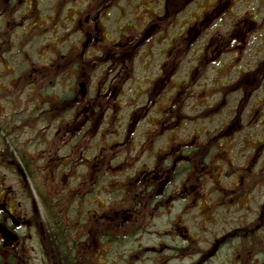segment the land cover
<instances>
[{
	"label": "rangeland",
	"instance_id": "obj_1",
	"mask_svg": "<svg viewBox=\"0 0 264 264\" xmlns=\"http://www.w3.org/2000/svg\"><path fill=\"white\" fill-rule=\"evenodd\" d=\"M89 1L92 3V0H82V4L78 8L84 9ZM159 1L114 0L112 5L116 4V7L110 9V15L103 21L108 25L110 35L108 39L110 43L104 50L95 45L93 32L88 44L84 45L88 32L85 29L87 26L81 25L78 28L68 21L64 22L65 15L51 10L54 0H38L39 10H35L33 6V9L25 13L24 10H17L10 14V10H5V6L0 5V10L3 9L1 10L3 12H0V74H13L14 79L7 84L11 87H6V85L5 87L12 89L11 93L15 92L14 90L19 86L20 88L29 87L30 79L25 74L34 72L35 75H39L35 71L40 69L44 72L43 74L51 76L46 80V87H48L46 115L35 114L29 120L22 122L17 119L16 126L10 123L11 127L16 128L21 124L25 125L27 136L29 133L31 134V141L26 142V146L30 147L32 162L37 168V173L33 171L34 178L32 180L25 176L26 180L31 182L30 186L21 174L14 172V168L12 169V164L8 160H4L2 163L4 168L0 170V173L3 175V179L0 178V182L4 190H11L8 203H13L16 212L15 219L18 220L17 216H20L21 224L30 220L31 226V229H17V232L19 231L18 239L10 248L0 245V258L1 262H4L3 264L7 263L9 256L12 257L15 264H25V261H22L26 249L23 240L30 238L28 234L30 231L34 232L33 238L39 242V220L35 222L33 216L42 215L45 218L42 204L45 206L47 204L49 207L51 205L50 208L48 207L49 210L55 205L60 206L56 211L61 214L59 217L61 222H58L59 224L57 221L52 222L55 226L63 225V228H66L68 240H72L71 245L72 242L83 239L86 232L89 231L88 224L86 222L82 231L79 229L82 223L78 226V222L74 221L76 213L73 212L71 200L79 192L75 191V185H85L87 179L92 176L91 164L84 158L88 159L93 155H99V147L106 146L107 148L102 150V155H107L112 159V167L115 168H113L110 178H112L113 184L117 180H129L142 162L149 156L154 157V150L163 146L167 141H177L180 143L181 149L184 150L185 147L181 144L185 143L189 136H191V141L186 144L191 146L192 150L201 148L202 152L206 153L204 173H207V176L202 184L203 188L207 184L204 188L207 194L211 192V188L208 186L211 183L209 180L214 186L222 185L229 189L236 186V191L244 193L245 199L236 202L237 198H235L234 203L245 206L240 212L230 209L226 212V220L221 219L215 224L211 223V226L207 225L209 228H206L201 217L211 222L212 219L209 216H204L207 211L214 210V216H219V212L224 209L222 206L224 202L230 206L234 204L231 203V198L229 199L228 195L220 198L215 194L211 195L212 197L208 196L207 203L202 204L203 207L200 211V206L198 207L193 201L190 203L180 196L174 205L161 210L157 219L139 224L142 231L174 232V237L166 240L167 245L171 247L170 250L177 247L176 250L171 251L170 256L168 254L158 255L159 261L152 260L151 264H155V262H159L158 264H189L193 261L191 253L183 246L184 231H190L195 237L197 246L194 247L197 248V251L203 248L206 252L219 244L221 240L226 241L225 236L228 237L237 230L248 229L247 221L251 220H255L253 223L256 232L254 239L257 242L255 251L264 250V145L259 144L260 141H264V64L258 69L259 65L264 63V0H186L185 6V0H180L176 4L175 0H172L167 3L166 9L159 5ZM229 8L232 10H228L224 14V10ZM55 10L60 9L55 7ZM59 15L62 17L60 18ZM135 15L141 18H135ZM82 16H79L81 20ZM119 16H122L123 19ZM147 17L160 23V19H162V24L169 21L171 33H175L173 38L182 33L181 42L177 41L176 46H168V43L163 41L164 38H160V34L155 33V30L145 32L141 22ZM199 17L201 24L199 30L194 25H186V22ZM115 18L118 19V22L115 21ZM126 19L132 21L135 29L123 26L124 32L130 40H128L127 57L121 58L120 54L117 55V52L120 51L118 45L113 43L119 33L117 32L118 36L115 35L116 37L112 38L114 36L112 29L115 26L118 28L122 23L125 24ZM151 23L153 24L152 20ZM189 27L191 29L188 31ZM10 30H12V34L9 35ZM145 34L152 35L145 36ZM163 35L167 38L171 34L168 31ZM139 36L143 38L141 43H137L140 39ZM9 38L14 47L12 49L13 58H8V55L3 54ZM194 40L196 41L194 42ZM48 42L55 45L58 42V46H50ZM143 42L147 47L143 45ZM81 46H84L86 50H83ZM107 48H110L108 51L110 58L105 60L104 55ZM203 49L204 52L201 54L200 51ZM165 51L168 54L162 55V52ZM26 55L30 58L26 59ZM99 56L101 60H99ZM80 57H82L81 70L84 71L75 73L73 78L74 83H77L81 80L78 74H83L81 78L85 81L81 82H85L87 87L90 86L89 92L84 96L86 100L83 103L87 102V98L90 103L97 102L99 95L95 96L96 91L105 90L106 85L102 83L109 74L112 77L118 76L121 81L118 86L122 82L124 85L122 88H117V91L121 93L118 101L119 106H116V109H113L110 114L107 112L104 118L105 126L103 125L102 128L107 129L105 135L99 138L92 137L93 142H88L86 137H77L78 141L66 142L69 138L62 136L61 133L63 130L61 124L64 123L65 114L57 117L62 107L59 106L54 111L52 108L55 103H58L57 93H61L59 88L65 86L64 92H68L66 88L68 83L64 82L62 78L74 74L73 60L74 58L81 60ZM195 57L197 61H195ZM7 65H11L13 70L7 69ZM90 66L93 67L89 70ZM34 67L37 69L31 70ZM231 67L233 68L231 69ZM189 69L193 71L192 74H186ZM244 71L248 73L246 76L250 81L245 83L246 86L234 91V87L230 86V83L243 76ZM55 74L60 75L57 78ZM103 74L104 76H102ZM111 79L115 83V78ZM44 82L45 79L42 78L38 80L37 84L35 82L34 86H43ZM97 82L102 85L96 86ZM173 89L175 90L173 91ZM0 91L7 92L3 88ZM243 91L249 92V96L240 105L244 96ZM3 95L1 94V96ZM29 95L27 101H24L23 98L21 101L24 104L31 102L34 105V99L38 98L39 100V93L32 88ZM70 95L75 96V94ZM18 96L19 94L16 95V98ZM132 96L134 100L129 99L133 98ZM5 97L12 98L14 96L7 95ZM77 97L78 102L81 103L83 96L78 94ZM72 103L75 105L76 102L70 99L66 101V104H63V107L66 108ZM0 104L2 105V102ZM1 111L0 113H3ZM63 113L67 112L63 111ZM170 113L175 114L174 118L181 120L171 121V116H168ZM156 118H162V120L155 122ZM109 119L113 120L118 131L113 130L112 123L109 125ZM161 121L163 122L159 123ZM223 125L228 127L229 132L227 131L225 137L218 136L214 139L212 131ZM9 129L10 127H6L7 131ZM210 132H212L209 136L211 141L207 144V136ZM223 138H228V140ZM40 140L43 141L40 142ZM220 141L223 142L222 146H220ZM190 142L191 144H189ZM116 143L121 146L114 145ZM72 144L76 145L72 146ZM117 147L119 149H116ZM211 147H216L214 155ZM43 156H47L46 162H44ZM211 157L214 160L210 162ZM221 158L224 165L228 163L226 161L228 159L236 167L238 171L234 179L236 185H229L232 180L230 181L228 173L221 174L223 175L222 179L217 181V177L221 173V165L218 164ZM56 161L60 163V168L63 167L59 174L54 173ZM41 165L42 167H40ZM41 171L46 173L40 175L38 172ZM10 172H14L15 176ZM178 177L180 180H177L176 184L183 179V177ZM116 185L117 182L112 187H116ZM248 185H253V189L246 191ZM36 190L39 191L41 197ZM228 191L227 193L231 194ZM15 192L18 193L20 199ZM57 194L63 195V198L68 202L65 203L64 200L54 202ZM199 197L197 194L194 199H199ZM28 198L32 199L28 201ZM15 199L18 200V206L15 205ZM211 200L214 201L213 207ZM75 225L78 226V232ZM255 228L257 229L255 230ZM115 229L119 230L118 227ZM126 230L128 236L137 231L128 225ZM23 231L26 232V235ZM145 236L142 238L138 236L134 242L128 241L126 245L128 252L131 253L129 249H134L139 242L142 244L153 242V238ZM154 236L156 237V235L152 237ZM160 236L162 234L159 235V238ZM244 240L246 238L239 239L240 247L234 254L242 253ZM20 246L21 248H19ZM226 253L228 252L225 246L218 251L219 255ZM70 256L73 258L72 255ZM168 256L172 260L169 261ZM86 257L83 264H88ZM73 263H75V259ZM79 263L82 264V261L80 260ZM236 263L241 264L240 262ZM247 264H264V256L257 254L255 262L249 261Z\"/></svg>",
	"mask_w": 264,
	"mask_h": 264
},
{
	"label": "flooded vegetation",
	"instance_id": "obj_2",
	"mask_svg": "<svg viewBox=\"0 0 264 264\" xmlns=\"http://www.w3.org/2000/svg\"><path fill=\"white\" fill-rule=\"evenodd\" d=\"M81 1L82 0H57L55 2L54 0L51 5V10L55 11L56 13H61L63 16L65 15L64 17L66 19L64 22L68 21L69 23L75 25V27L79 28L81 25H86L87 28L85 29H87L88 32L86 33V42L84 45L88 44L91 33L93 32L95 34V45L104 50L108 46V43H110L108 40L110 35L108 25H106L103 21L108 18L110 15V9L116 7V4L112 5L114 0H92V3L89 1L84 9H80L78 6L82 4ZM170 1L172 0H160L159 5L166 9V5ZM178 2H180V0H175V4ZM185 2L186 0L184 1V6ZM0 5L5 6V10H10V14L17 10H24V13L28 12L30 9H33V6L35 10H39L40 8L38 0H0ZM55 7L59 8L60 10H55ZM1 10L0 12H3ZM81 11L82 13L80 14ZM80 15H83L82 20L79 18ZM119 15H121V13H119ZM59 17L61 18L62 16L59 15ZM119 17L123 19L122 16ZM136 17L137 15H135V18ZM137 18L141 17L138 16ZM151 20L153 21V24L151 23ZM80 21H82V23H80ZM115 21L118 22V19L115 18ZM160 21L161 23L159 21L150 19V17H147V19H142L141 23L145 32H152L155 30V33H160V36L164 37L163 33L170 31L171 25H168L169 21L165 24H162V19H160ZM124 22L125 24L122 23L120 26L118 25V28L115 26L112 29L114 33L112 38H115L119 35L118 38H115L113 43L118 45L120 51L119 53L117 52V55L120 54L121 58L127 57V48H129L128 40H130L124 32L123 26H125V28L130 27L135 29L131 20L126 19ZM190 25H194L196 29L199 30L197 28L199 25L198 22L191 23L188 26ZM159 27L161 28L159 29ZM190 29L191 28L189 27L188 31ZM105 31L106 33L104 34ZM117 32L119 33L118 35L116 34ZM10 34H12V30L9 31V35ZM152 34H145V36H150ZM29 36L31 35L29 34ZM139 38V42L137 43H141V40H143L142 37L139 36ZM178 42H181L180 38H178ZM143 45L147 47L145 42H143ZM151 46H153V44H151ZM168 46H176L175 40H170ZM153 47L158 48L157 46ZM13 48V44L9 38L8 44L3 54L8 55V58H13ZM81 48L86 50L84 46H81ZM124 49L126 50L123 53ZM106 50L107 51L104 55L105 60L110 58V54L108 52L110 48H107ZM167 51L169 52L168 48ZM167 51L162 52V55H165L164 53L168 54ZM203 52L204 49L202 50V53ZM112 55L114 54L112 53ZM100 56L99 60H101ZM27 57L29 56L26 55L25 58L27 59ZM80 59L81 60H77L74 58L73 60L72 69L74 74L68 75L67 78H62L69 80L67 93L75 94V96H71V99L76 102L75 105L72 103L64 108L63 104H66V101H58V103H55L52 108L54 111L55 109H58L59 106L62 107L57 117L65 114L64 123L61 124L63 127L61 133L62 136H67L69 138V140L66 142L78 141L77 137H86L88 142H93L92 139L97 137V128L103 127V125L105 126L103 123L106 113L108 112L110 114L113 109H116V106H119L118 101L120 99L121 93L120 91H117V88H122L124 85V82H122L121 85L118 86L121 82L118 76L112 77L111 74H109L102 83L103 85H106L105 90H102L101 92L98 90L96 91L95 96L99 95L97 102L90 103L89 99L87 98V102L83 103L86 100L84 96L89 92L90 86L87 87L85 82H81L85 81L81 78L83 74H78L81 80H79L77 83H74L75 81L73 78L75 73H81L84 71L81 70L82 57H80ZM92 67L93 66H90L89 70L92 69ZM7 69L13 70L11 65H7ZM36 69L37 68L35 67L31 68V70L34 71ZM35 73L39 75H35L34 72L25 74L30 79L28 82L29 87L20 88L19 86V88L14 90L15 92L13 93L10 92L12 89L6 88L11 87L7 84L8 82L14 80L13 74H0V90L1 88H3V90H7L5 93L0 91V103L2 102V105L0 104V111L1 108H3L1 111L3 113H0V170L4 168L2 166L3 161L8 160V162L12 164V169L14 168V172L21 174L23 178L26 176L31 180L34 178L33 171L37 173V168L32 162L30 147L26 146V142L31 141V134L29 133L27 136L25 131L26 128L24 127L25 125L23 126L21 124V126L16 128L11 127L10 123L14 124L13 126H16L15 123L17 119L22 122L27 121V119L29 120L31 116L35 114L42 116L46 115V111L48 109V105L46 103V91L48 88L46 87V80L51 76L49 74H43L44 72H42L41 69L35 71ZM187 74H190V72ZM59 75L60 74H55L57 78ZM102 76H104V74ZM42 78L45 79L44 85L37 87L34 86V83L36 82L37 84L38 80H41ZM111 78H115V83L112 82ZM101 85L98 82L96 83V86L98 87ZM64 87L59 88L61 94H64ZM76 87H78V89H76ZM32 88L39 93V100L38 98H35L34 105H32L31 102L24 104L21 99L23 98L24 101H27V99L30 97L29 93L32 91ZM1 94L4 95L1 96ZM17 94H19V96L16 98ZM78 94L83 96V99H81L83 101L81 103L78 102ZM7 95H13L14 97H5ZM92 97L94 98V96ZM63 111H66L67 113H63ZM163 121L159 123H162ZM108 123L111 125L113 120L109 119ZM3 126H5V129H3ZM6 127H10L9 131L6 130ZM99 130H101V128ZM100 136L102 137L103 135H98V138ZM42 141L43 140H40V142ZM189 141H191V136H189V139H187L185 143L181 144L185 147L184 150L181 149L180 143L176 141H167L163 146L157 147L153 152V155H155L154 157L149 156V158L144 160V162H142V164L133 173L129 180L115 181L117 182L116 187H112L115 182L112 184V178H110L112 171L114 170L113 168H115L112 167V159L107 155H102V150H105L107 147H99V155H93L88 159L84 158L91 164L92 176L87 179L85 185H75V191H79L76 194L78 198L72 201V209L73 212L76 213V219L74 221L76 223L78 222V226L82 223V225L79 227L81 231L85 228L84 225H86L87 222V229L89 231L86 232L83 239H78L77 241L72 242V245L66 247L61 246L58 235L59 231L63 229V225L55 226L52 222L57 221V224H59L58 222H61L58 219V212L56 211V209L60 206L55 205L49 210V206L47 204L46 206L43 205L42 200L40 199L44 209L43 213L45 218H43L42 215L39 217L37 215L33 216L35 222L36 220H39V242L33 238L34 232L29 231L28 234L30 238H25L23 240L26 249L24 251V258L22 261H25V264H80L79 261L81 260L83 264L85 256H87L86 258L88 264H151L152 260L159 261L158 255H167V253L163 251L167 250L168 252L171 249V247H169L167 243L164 244L161 239L173 238L174 232L164 231L160 233L157 231L152 232L148 230H140L130 233L132 234V236H130L132 240L136 239L138 236L142 238L141 234L144 233V235L153 238L154 243L152 242L150 244L143 243L136 245L134 251L131 252V257L129 258V252L125 245V240L128 238L126 230L127 225L133 227L134 229H140L138 224L143 222H152L153 220L157 219L160 216L161 210L174 205L180 196H183L190 203L192 201L195 204L197 203L200 206V211L202 209L201 207H203L202 204L207 203L208 196L212 197L211 195L215 194L216 197L220 198L222 196L226 197L228 195L229 199L231 198V203H233L235 198L238 197L236 193V186L232 188L230 187L231 189L222 185L214 186L210 180L209 182L211 183L208 186H210L211 192L213 194L206 197L207 191L204 188L207 186V184H205V187L203 188V185L197 183L199 179L198 177H195L196 175H193L195 179H192L193 169L191 167V159L189 157L192 147L186 144ZM206 143L208 144V140ZM189 144H191V142ZM74 145L76 144H72V146ZM114 145H117L118 147L121 146L118 143ZM118 147L116 149H119ZM154 153L157 154V157ZM46 158L47 156H43L44 162L47 161ZM204 166L205 165L200 166V177H202L201 174L204 171ZM40 167H42V165ZM60 167V163L56 161L54 173L59 174V171L63 168ZM177 169L180 171L183 170V172L176 174ZM227 170L231 173L229 174V177L231 178L230 181L232 180L229 185H236L234 183V179L236 178V173L238 171L235 173V169H230L229 167ZM14 172L10 173L15 176ZM38 173L41 175L42 173L44 174L46 172L41 171ZM178 176L183 177V179L181 180L182 182L180 181L176 184V181L180 180ZM222 177L223 176L219 174L217 181H220ZM0 178L3 179V175L1 173ZM27 182L31 186V182L29 180ZM252 187L253 185H248L249 189H252ZM200 188H203L201 189L202 194L199 193ZM36 191L39 194V191ZM227 191L231 194H228ZM10 192L11 190H4L0 182V245H2L4 248H10L12 244L17 241L19 236V231L17 232V229H31L30 220L24 224H21L19 221L20 216H17L18 220L15 219L16 212L13 203H8ZM15 193L19 198L18 193ZM197 194L200 196L199 201H197L198 199H194L195 195ZM30 199L32 198H28V201ZM44 199L43 201L46 200ZM15 200V205L18 206V200ZM212 200L211 205L214 206V201L212 202ZM57 201L62 202L61 199H57L56 202ZM222 206L224 207L222 220H226V212H228L233 206H236V204L230 206L227 202H224ZM204 216L211 217L210 215ZM206 220L207 219L204 220V218L201 217L204 227L209 228L208 226H211V223H214V220L212 219L211 223ZM254 221L255 220L247 221L248 229L245 228L237 230L230 236H225V238H227L226 241L221 240L219 244H216L206 252H204L203 248L200 251H197V248L194 247L197 246L195 237L190 231H184L185 235L182 236L183 245L185 249L191 253V259L193 260L189 264H238L236 262L247 264L249 261L255 262V257L257 254L264 256V250L260 252L255 251L257 242L254 239L256 234L253 226ZM78 226L75 225V228L78 229ZM116 227H118L119 230H116ZM256 229L257 228H255V230ZM23 233L26 235V232L23 231ZM204 233L207 234L208 232ZM160 234H162V236L159 238ZM153 235H156V237H152ZM240 238H246V240H244L242 243L243 251L242 253L234 254L236 249L240 247ZM224 246L228 253L219 255L218 251ZM19 248H21V246ZM176 248L177 247H174L172 250H176ZM64 254H67L68 256L65 258L63 256ZM140 254L142 258H138ZM70 255H72L73 258H71ZM168 255L170 256V254ZM74 259L75 263H73ZM197 259L199 260L197 261ZM170 260L172 259H169V261ZM1 261L2 259L0 258V264L2 263ZM158 263L155 262V264ZM5 264L15 263L12 257L9 256L7 257V263Z\"/></svg>",
	"mask_w": 264,
	"mask_h": 264
},
{
	"label": "trees",
	"instance_id": "obj_3",
	"mask_svg": "<svg viewBox=\"0 0 264 264\" xmlns=\"http://www.w3.org/2000/svg\"><path fill=\"white\" fill-rule=\"evenodd\" d=\"M48 44L50 45V46H52L53 44H51V42H48ZM263 64L264 63H261L260 65H259V67H258V69H260L262 66H263ZM246 74H248V73H244V75L243 76H240V78L239 79H236V80H234L233 82H231L230 84V86H232V87H234V91H236V90H239L240 89V87H244V85H245V83H247L248 81H250V80H248V78H247V76H246ZM49 78H51V77H49ZM64 80V82H67V83H69V80H67V79H63ZM246 86V85H245ZM67 88V87H66ZM48 89V88H47ZM244 92V96H243V99L241 100V102L239 103L240 105L241 104H243L242 102L249 96V92H245V91H243ZM55 93H57V92H55ZM57 95H58V97H59V100L58 101H69L70 99H71V95L70 94H68V93H65L64 92V94H61V93H57ZM70 95V96H69ZM63 99V100H62ZM207 112V111H206ZM213 132V136H216V135H220V134H222L223 133V131H221V129H217V130H215V131H212ZM211 132V133H212ZM215 134V135H214ZM223 134H225V133H223ZM222 134V135H223ZM222 135H220V136H222ZM262 145H264V143L262 142L261 143ZM212 151H213V155L216 153V151H215V148H212ZM201 153H202V151H200V150H196V149H193V150H191V154H190V159H191V167H192V169L194 168V167H197L198 166V164L199 163H202V156H201ZM194 170V169H193ZM182 171V170H181ZM193 172V171H192ZM178 173H180V172H177V174ZM200 174V173H199ZM202 175V174H201ZM199 176V175H198ZM200 177V176H199ZM130 179V178H129ZM64 199V198H63ZM64 201H65V203L66 202H68V200L67 199H64ZM64 203V204H65ZM58 214V219H59V217H60V213H57ZM138 231H140V230H138ZM144 231V230H143ZM142 233V232H141ZM130 236H132V234H130L129 235V237L125 240V245H127V243H128V241H130L131 240V242H134V240H132V238H130ZM142 236L144 237L145 235H144V233H142ZM58 237H59V242H60V245L61 246H63V247H66V245H70V243H69V240H68V235H67V231H66V228H63V231L62 230H60L59 231V235H58ZM140 244H142V242H139ZM154 243V242H153ZM164 244H166V242L164 241ZM156 246V245H155ZM184 246V245H183ZM130 250V252H133L134 251V249L133 248H130L129 249ZM171 251H174V250H170V251H168L167 252V250H165V251H163V252H165V253H167V254H171ZM140 253V252H139ZM131 254L132 253H129L128 254V257L130 258L131 257ZM65 258L68 256L67 254H64L63 255ZM139 257H141V254L138 256V258ZM142 258V257H141ZM136 264V263H135Z\"/></svg>",
	"mask_w": 264,
	"mask_h": 264
}]
</instances>
